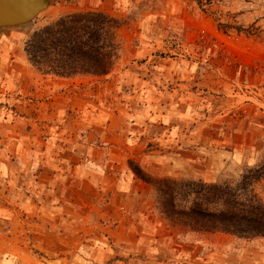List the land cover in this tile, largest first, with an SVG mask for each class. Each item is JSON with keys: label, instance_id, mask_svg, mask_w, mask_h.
I'll return each mask as SVG.
<instances>
[{"label": "rangeland", "instance_id": "374dc122", "mask_svg": "<svg viewBox=\"0 0 264 264\" xmlns=\"http://www.w3.org/2000/svg\"><path fill=\"white\" fill-rule=\"evenodd\" d=\"M84 10L120 19L114 69L41 74L26 40ZM131 161L206 182L264 162V0H52L0 28V264H264V237L169 225Z\"/></svg>", "mask_w": 264, "mask_h": 264}, {"label": "trees", "instance_id": "16d2710c", "mask_svg": "<svg viewBox=\"0 0 264 264\" xmlns=\"http://www.w3.org/2000/svg\"><path fill=\"white\" fill-rule=\"evenodd\" d=\"M236 28L231 23H219ZM121 21L101 10L61 15L33 31L25 43L32 66L43 75L106 76L120 57ZM252 34L254 31H245ZM134 172L156 190V208L173 228L200 234L224 233L239 238L264 237V162L248 168L237 181L154 177L130 162Z\"/></svg>", "mask_w": 264, "mask_h": 264}, {"label": "water", "instance_id": "95a60500", "mask_svg": "<svg viewBox=\"0 0 264 264\" xmlns=\"http://www.w3.org/2000/svg\"><path fill=\"white\" fill-rule=\"evenodd\" d=\"M52 5V0H0V28L31 24Z\"/></svg>", "mask_w": 264, "mask_h": 264}, {"label": "crops", "instance_id": "0c3cea01", "mask_svg": "<svg viewBox=\"0 0 264 264\" xmlns=\"http://www.w3.org/2000/svg\"><path fill=\"white\" fill-rule=\"evenodd\" d=\"M88 76H92V75H82V76H75V77H58V76H53V78H57L58 80H63V81H74V80H78L79 78H83V77H88ZM97 77V76H94Z\"/></svg>", "mask_w": 264, "mask_h": 264}]
</instances>
